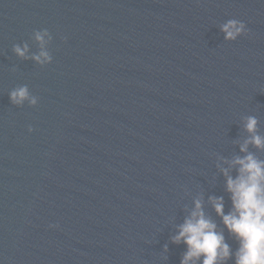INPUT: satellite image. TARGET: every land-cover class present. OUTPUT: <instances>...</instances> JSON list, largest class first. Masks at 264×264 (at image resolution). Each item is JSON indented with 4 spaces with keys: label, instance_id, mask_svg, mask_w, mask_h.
<instances>
[{
    "label": "water",
    "instance_id": "water-1",
    "mask_svg": "<svg viewBox=\"0 0 264 264\" xmlns=\"http://www.w3.org/2000/svg\"><path fill=\"white\" fill-rule=\"evenodd\" d=\"M232 19L249 31L226 39ZM254 135L264 0H0V264H182L197 200L236 264L211 198L233 210L223 169L264 162Z\"/></svg>",
    "mask_w": 264,
    "mask_h": 264
},
{
    "label": "clouds",
    "instance_id": "clouds-1",
    "mask_svg": "<svg viewBox=\"0 0 264 264\" xmlns=\"http://www.w3.org/2000/svg\"><path fill=\"white\" fill-rule=\"evenodd\" d=\"M226 39H236L249 31L245 22L232 19L223 25ZM52 39L48 29L36 31L35 39L43 44L45 37ZM66 39V38H65ZM15 51L26 56L28 45H19ZM40 63H52L53 56L47 51H41L34 57ZM13 103L22 104L29 100L32 105L37 104V98L30 95L26 85L11 92ZM258 125L256 117H248L246 127L255 133ZM33 129L29 127V131ZM251 142L257 146H264V138L254 135ZM247 151L246 144L242 146ZM232 164L239 165V175L233 178L228 169H223L227 176V190L232 194L233 210L224 212L223 197H212L215 210L223 219L230 232L240 241V248L236 254V264H264V162L258 161L253 155L237 157ZM179 232L173 237L175 242L183 241L188 245L182 264H190L203 256V264H219L230 256V246L225 242L222 232L217 231V224L208 218L203 211L200 200L196 201L195 209L185 222L179 226Z\"/></svg>",
    "mask_w": 264,
    "mask_h": 264
}]
</instances>
